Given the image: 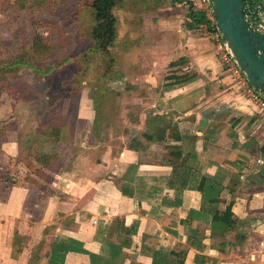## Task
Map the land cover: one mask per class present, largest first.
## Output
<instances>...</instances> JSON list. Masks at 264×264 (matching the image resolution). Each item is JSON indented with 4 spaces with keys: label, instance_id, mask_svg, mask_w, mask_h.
Masks as SVG:
<instances>
[{
    "label": "crops",
    "instance_id": "crops-1",
    "mask_svg": "<svg viewBox=\"0 0 264 264\" xmlns=\"http://www.w3.org/2000/svg\"><path fill=\"white\" fill-rule=\"evenodd\" d=\"M153 3L144 10L156 14L161 29L168 28L169 57L185 71L174 87L162 90L168 110L144 115L148 126L142 134L152 132L155 123L147 120L157 115L171 121L180 139L145 138L138 147L161 144L163 159L135 162L137 172L125 173L121 182L107 175L88 197L77 195L73 182L68 193L55 177L37 183L31 174L24 197L35 201L11 225L17 221L20 232L28 225L36 231L50 225L41 264H49L54 245L68 246L63 264H264V111L242 92L215 44L193 28L186 2ZM214 184L221 200L213 207L221 214L216 226L208 211ZM229 203L230 225L224 222ZM2 226L0 217V231ZM11 250V243H0V264H18Z\"/></svg>",
    "mask_w": 264,
    "mask_h": 264
},
{
    "label": "rangeland",
    "instance_id": "rangeland-1",
    "mask_svg": "<svg viewBox=\"0 0 264 264\" xmlns=\"http://www.w3.org/2000/svg\"><path fill=\"white\" fill-rule=\"evenodd\" d=\"M90 2L0 0V74L15 89L14 96L0 90V217L5 226L0 243L12 244L18 264H41L51 239L50 225L38 231L28 225L27 232L15 228L17 221L11 225L19 220L13 216L35 201L24 197L33 176L37 183H52L55 177L68 193L73 182L77 195L88 197L107 175L121 182L127 172H137L135 162L158 163L166 151L161 144L148 143L146 149L137 144L146 143L144 115L168 110L162 90L174 87L185 71L183 63L175 65L169 57L168 28L161 29L156 14L144 10L155 0H122L114 7L117 36L106 53H84L93 46ZM193 28L207 38L201 28ZM36 34L48 41V51H36ZM20 58L33 66L4 69ZM49 123L61 124L59 137L44 133ZM43 154L52 156L51 172H43L37 162Z\"/></svg>",
    "mask_w": 264,
    "mask_h": 264
},
{
    "label": "trees",
    "instance_id": "trees-1",
    "mask_svg": "<svg viewBox=\"0 0 264 264\" xmlns=\"http://www.w3.org/2000/svg\"><path fill=\"white\" fill-rule=\"evenodd\" d=\"M122 0H91L89 6L92 11V17H93V24L91 27L90 31V36L93 41V46L90 48L86 49L84 53H88L90 51H95V52H108L109 47L112 45V43L115 41L117 32H116V17L113 13L114 7L121 2ZM172 3H183L186 2L188 4V16L190 17L191 24L194 26L198 25V19L196 17L195 11H194V3L189 0H171ZM33 45L36 49L37 52H45L49 50V43L48 41L44 40L39 34H36L33 38ZM83 53V54H84ZM22 64L27 65V61H25V58H20V59H14L7 67H4L5 70H17L19 66ZM29 67H32L33 65L28 64ZM48 69H46L47 71ZM7 90L11 96H14V86L9 84L8 80L6 77L1 73L0 74V90ZM148 124L152 125L155 123L153 126V130L151 133H146L145 138L149 140H158L161 141L167 137L174 138L176 140L180 139V135L177 132V128L171 124V121L168 120L164 116H154V117H149L147 120ZM46 127V126H45ZM48 127V128H47ZM47 129L45 128L44 133L46 135L48 134H54L59 137L60 135V130H61V124L59 123H49L47 125ZM40 131V130H39ZM139 145L140 142H137ZM52 156L43 154L40 157L37 158V161L42 164H49L50 159ZM169 158V157H167ZM204 183V182H203ZM203 183L201 186V189H203ZM214 189L210 192V197H209V202L211 203V206L209 208V212L211 211V222H214L216 226V223L221 222V214H219L213 207L219 201H221L218 197L219 189L218 186L212 185ZM130 187L132 190L133 187ZM212 187V188H213ZM123 192L130 194L131 191H128L126 189H121ZM216 193H213V192ZM230 207L231 203H229L226 206V210L224 211V215H226L224 222L230 225V217H231V212H230ZM214 210V211H213ZM211 225V226H212ZM57 247L61 249L58 251ZM63 249V250H62ZM68 249V246H56L54 245L51 249V257L49 260V264H63V259L61 258L64 254V252ZM61 258V259H60Z\"/></svg>",
    "mask_w": 264,
    "mask_h": 264
},
{
    "label": "water",
    "instance_id": "water-1",
    "mask_svg": "<svg viewBox=\"0 0 264 264\" xmlns=\"http://www.w3.org/2000/svg\"><path fill=\"white\" fill-rule=\"evenodd\" d=\"M207 2L237 68L264 96V0Z\"/></svg>",
    "mask_w": 264,
    "mask_h": 264
},
{
    "label": "built area",
    "instance_id": "built-area-1",
    "mask_svg": "<svg viewBox=\"0 0 264 264\" xmlns=\"http://www.w3.org/2000/svg\"><path fill=\"white\" fill-rule=\"evenodd\" d=\"M194 11L199 21L197 26L204 31L207 39L211 40L215 44L219 58L223 62L229 64L230 69L236 77L237 85L240 86L242 92L250 101L255 103L261 111H264V96L260 91L253 88L248 83V81L241 74L236 64L234 63L227 46L221 39L215 27V20L211 13L207 0H197ZM95 222L96 221L93 220V223Z\"/></svg>",
    "mask_w": 264,
    "mask_h": 264
}]
</instances>
